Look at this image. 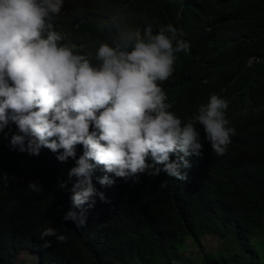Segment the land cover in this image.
Masks as SVG:
<instances>
[{"label": "trees", "instance_id": "obj_1", "mask_svg": "<svg viewBox=\"0 0 264 264\" xmlns=\"http://www.w3.org/2000/svg\"><path fill=\"white\" fill-rule=\"evenodd\" d=\"M21 1L0 264H264V0Z\"/></svg>", "mask_w": 264, "mask_h": 264}, {"label": "clouds", "instance_id": "obj_2", "mask_svg": "<svg viewBox=\"0 0 264 264\" xmlns=\"http://www.w3.org/2000/svg\"><path fill=\"white\" fill-rule=\"evenodd\" d=\"M0 11H5V7L14 9L13 18L15 30L12 33H7L6 36L0 41H15V46L24 49L27 54L31 53L34 48L33 40L35 38L36 28L35 24L28 22L30 12L28 11V4L21 0H0ZM34 19V18H33ZM18 39V40H17ZM164 123L166 121L164 120Z\"/></svg>", "mask_w": 264, "mask_h": 264}, {"label": "rangeland", "instance_id": "obj_3", "mask_svg": "<svg viewBox=\"0 0 264 264\" xmlns=\"http://www.w3.org/2000/svg\"><path fill=\"white\" fill-rule=\"evenodd\" d=\"M5 2L1 1L0 4H4ZM5 11H0V41L6 36L7 33H12L15 30L14 26V18H13V12L14 9L9 7H5ZM1 46V42H0ZM221 241L219 237L216 236H206L204 237L202 241V245L204 248L201 250H214L218 251L220 249ZM222 247V246H221ZM188 252H186L185 255V262L183 264H198V261L200 259L199 255L197 254L196 249L192 246H189ZM37 259V255L31 253L29 256L26 257V255L23 253L22 256L19 259V264H32ZM197 261V262H196Z\"/></svg>", "mask_w": 264, "mask_h": 264}, {"label": "bare ground", "instance_id": "obj_4", "mask_svg": "<svg viewBox=\"0 0 264 264\" xmlns=\"http://www.w3.org/2000/svg\"><path fill=\"white\" fill-rule=\"evenodd\" d=\"M164 120H165L164 115L161 114V115L158 116V121L159 122L164 123Z\"/></svg>", "mask_w": 264, "mask_h": 264}]
</instances>
